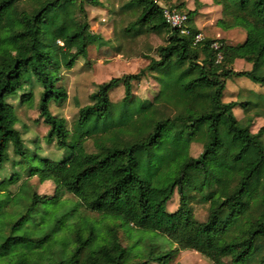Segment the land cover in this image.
Wrapping results in <instances>:
<instances>
[{
    "label": "trees",
    "instance_id": "1",
    "mask_svg": "<svg viewBox=\"0 0 264 264\" xmlns=\"http://www.w3.org/2000/svg\"><path fill=\"white\" fill-rule=\"evenodd\" d=\"M67 1L84 21L63 46L46 38L40 47L43 21L59 6L57 1L21 13V29L0 36V171L9 163L14 169L0 181V194H6L3 204L11 206L15 192L8 187L21 173L53 185L50 197L30 192L26 181L18 187V192L27 191L24 210L0 241V264H172L182 251L196 252L212 264H264V126L251 132L253 119L264 118V103L223 101L229 79L244 78L264 87V0H212L221 10L216 25L245 33L244 41L234 45L208 37L195 41L200 34L195 26L202 6L198 2L187 10L185 0H162L167 9L186 16L181 28H172L158 0H126L117 12L131 17L124 36L159 35L164 45L137 73L97 84L70 128L50 110L67 100L66 89L54 76L62 68L55 59L65 55L63 68L72 70L78 59L87 57L89 46L109 42L89 31L85 17V4L100 6L98 0ZM16 2L0 0V22ZM19 43L24 52L10 54L9 48ZM236 60L249 69L234 70ZM146 76L153 77L158 91L152 100L141 101L133 85ZM34 86L40 88L35 103L47 129L44 140L63 151L60 161L27 147L17 128L16 108L30 104ZM119 87L123 97L112 102L110 93ZM17 93L20 103L15 105ZM236 108L243 110L241 121L234 115ZM220 125L241 144L235 160L250 149L255 158L241 168L232 192L216 199L214 193L208 195L207 219L198 222L185 184L192 172H200L204 183L212 179L207 162L224 147ZM88 142L92 151H87ZM192 144L202 147L197 157L190 155ZM35 160L39 167L19 171ZM174 192L179 202L169 212ZM47 209H63L50 225ZM117 228L134 238L132 246H123Z\"/></svg>",
    "mask_w": 264,
    "mask_h": 264
},
{
    "label": "rangeland",
    "instance_id": "2",
    "mask_svg": "<svg viewBox=\"0 0 264 264\" xmlns=\"http://www.w3.org/2000/svg\"><path fill=\"white\" fill-rule=\"evenodd\" d=\"M46 1H57L58 5L50 10L43 21V35L40 39V47L52 39H56L58 45L66 44V39L71 32L82 24L83 16L78 12L75 5H72L67 0H17V2L5 12L0 22V36H7L21 29L20 15L21 13H34L38 7ZM101 5L94 6L93 4H85L86 19L89 31L97 36H100L103 41L109 42L107 46L99 47L91 45L87 50L85 59H78L72 70H66L63 65L66 61L65 55H59L55 61L60 65V73H55L58 84L62 85L67 91V100L61 107L54 104L51 105V112L66 119L68 128L71 127L77 116L78 110L88 104L89 95L96 90V85L109 81L114 77H121L125 74H134L144 68L149 63V58L156 57V49L164 45L163 36L144 34L136 38H128L124 36L123 28L127 25L130 16L126 14H118V10L126 0H98ZM174 0H170V2ZM186 9L193 10L198 2L202 5L199 9L200 23H204L205 27L202 30V37L206 34L211 38L215 37V31L218 27L216 19L221 17L220 8L213 7L211 0H185ZM160 6L167 8L165 2L158 0ZM171 4V3H170ZM189 8V9H188ZM117 13V14H116ZM219 31H223L218 28ZM205 33V34H204ZM207 36V37H208ZM209 37V38H210ZM245 33L242 29L234 28L227 31L225 41L231 45L238 44L244 41ZM74 49L73 47H70ZM22 43L9 48L10 54H20L24 51ZM245 68V67H244ZM27 78V76H26ZM227 92L224 97V102L233 101L246 97L244 89L250 88L257 92L264 93V87L252 83L251 81L240 79H229L227 83ZM158 91V85L153 77L146 76L139 83H134L133 93L138 100H152ZM40 88L33 87L34 98L30 104L22 107H17L16 111L19 118L17 128L23 134L25 145L32 150H36L40 155L50 158L55 161H60L63 158V151H57L55 146L47 145L44 140V135L47 131L46 127L38 117L36 103L38 100ZM241 92V93H239ZM123 97V88L119 87L110 93L112 102H117ZM11 98V96H10ZM19 94L17 99L12 100L15 105L19 104ZM249 100L259 103L263 100L262 96L249 97ZM243 110L238 108L234 110L235 117L241 121L243 119ZM222 122L224 120L222 119ZM264 125V120L256 119L251 132L255 133ZM219 135L223 140L224 147L220 149L216 157H213L207 162V171L212 174V179L208 183H204L203 175L200 172H192L190 178L185 184V191L188 196L189 208L194 213V217L198 222H204L207 219L209 201L207 197L214 193L213 199H216L222 193L232 192L238 179L240 178L241 168L254 160L255 153L253 149L243 156L240 161L233 158L241 144L234 140L228 134L223 125H220ZM31 150V151H32ZM202 150L198 144H192L190 155L197 157ZM87 151H92L91 142L87 143ZM12 156V154H11ZM14 160L15 157H14ZM36 161V162H35ZM32 163L21 167V172L26 171L31 166L39 167V161L35 160ZM14 169L12 163L7 164L0 171V181L7 179L12 175ZM30 192H35L39 197H50L53 194V185L50 182L39 184L38 180L27 178L26 173H21L17 183L11 184L8 189L11 192L17 193L18 187L25 182ZM1 191V188H0ZM17 191V192H16ZM26 189H22L17 194L12 195L11 206L5 207L3 200L6 199V194H0V241L7 234L9 225L14 221L24 210L23 204L27 197ZM67 200H73L70 196H65ZM179 202V196L174 192L172 200L167 206L169 212L176 210ZM45 215L47 225L51 224V218L55 215L59 217L63 209L55 212L52 209H47ZM106 221L104 224H108ZM118 236L123 243V246L130 247L133 245L134 238L126 234L123 229L117 228ZM147 235L151 232H143ZM148 238V237H147ZM147 240V239H146ZM228 262V260H225ZM172 264H212L207 258L193 251H182L174 259Z\"/></svg>",
    "mask_w": 264,
    "mask_h": 264
},
{
    "label": "crops",
    "instance_id": "3",
    "mask_svg": "<svg viewBox=\"0 0 264 264\" xmlns=\"http://www.w3.org/2000/svg\"><path fill=\"white\" fill-rule=\"evenodd\" d=\"M212 1V0H211ZM202 7V6H201ZM213 7H215V8H220L219 6H217V5H213ZM189 9V8H188ZM198 16H199V10H198ZM197 16V17H198ZM197 17L195 18V26L197 27V29L200 31V34H202V30H203V28L205 27V24L204 23H200V21H199V19H197ZM221 18V17H220ZM219 18V19H220ZM217 20L218 19H216V22H217ZM219 27H217L216 28V31L214 32L215 33V37H213V38H215V39H222V40H225L224 38H225V35H226V33H227V31L228 30H223V31H219V29H218ZM205 34V33H204ZM208 35H204L203 37H207ZM210 36H208V38H209ZM211 38V37H210ZM245 67V68H244ZM247 69H249V65H247V64H245V63H242V61H240V60H236V62H235V64H234V70H236V71H239V70H247ZM235 79V78H234ZM238 79H240V78H238ZM227 83H228V81H227ZM227 83H226V90H225V95H224V97L227 95L226 94V92H227ZM262 87V86H261ZM241 92H245V94H246V97H242V98H240V99H235V100H233V101H236V100H249V97H252L251 96V94L252 93H254V94H257V95H259V96H262L263 97V100L262 101H260L259 103H264V93H260V92H257L256 90H254V89H250V88H247V89H244V90H242ZM241 92H239V93H241ZM231 101V100H230ZM229 101V102H230ZM236 109H238V108H236ZM236 109H234V110H236ZM243 112V111H242ZM243 118H244V116H243ZM256 119H261V120H264V118H261V117H255L254 119H253V121H252V125H251V127H253V124L255 123V120ZM242 120V119H241ZM264 126V125H263ZM262 127V126H261ZM253 133V132H252Z\"/></svg>",
    "mask_w": 264,
    "mask_h": 264
},
{
    "label": "built area",
    "instance_id": "4",
    "mask_svg": "<svg viewBox=\"0 0 264 264\" xmlns=\"http://www.w3.org/2000/svg\"><path fill=\"white\" fill-rule=\"evenodd\" d=\"M163 17L165 22L172 28H181V26H183L184 22L186 21V16L183 13H180L174 9L169 10L165 7H163ZM182 33H184L185 31L182 30ZM203 40V37L201 34L197 35L195 38L196 42H199ZM214 49L218 48L217 43L213 44Z\"/></svg>",
    "mask_w": 264,
    "mask_h": 264
}]
</instances>
